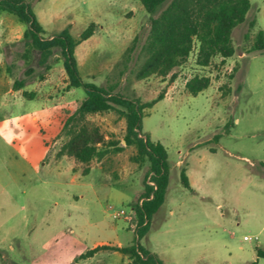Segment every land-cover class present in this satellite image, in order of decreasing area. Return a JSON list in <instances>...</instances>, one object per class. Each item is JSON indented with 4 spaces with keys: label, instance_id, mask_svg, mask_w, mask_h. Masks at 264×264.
<instances>
[{
    "label": "rangeland",
    "instance_id": "obj_1",
    "mask_svg": "<svg viewBox=\"0 0 264 264\" xmlns=\"http://www.w3.org/2000/svg\"><path fill=\"white\" fill-rule=\"evenodd\" d=\"M30 1L47 36L70 26L78 37L91 22L97 24L95 34L77 46L84 81L114 85V93L144 102L165 91L163 99L145 109L142 129L167 148L170 180L141 245L164 264H264L257 255L258 247L264 249V50L251 48L256 33L264 31V0H251L246 20L234 28L232 57L216 56L203 67L194 50L166 78L145 79L136 78L143 61L139 50L150 29L141 2ZM252 20L256 25L250 29ZM4 24L0 91L24 79V87L35 93L27 107L33 103L35 114L42 111L43 116H35L31 130L19 123V109L0 107V264H131L112 249L82 256L101 244L139 241L133 209L150 163L132 159L134 146L111 149L89 163L60 156L68 140L64 123L85 90L68 88L59 48L46 63L37 49L26 60L23 30L12 18ZM136 38L137 49L125 62ZM30 66L35 71L27 75ZM196 74L209 76L211 85L192 95L186 82ZM118 109L123 108L88 118L106 139L125 146L126 119ZM183 167L190 169L195 190L182 184ZM121 209L133 219L115 218Z\"/></svg>",
    "mask_w": 264,
    "mask_h": 264
},
{
    "label": "trees",
    "instance_id": "obj_2",
    "mask_svg": "<svg viewBox=\"0 0 264 264\" xmlns=\"http://www.w3.org/2000/svg\"><path fill=\"white\" fill-rule=\"evenodd\" d=\"M150 15V29L145 42L139 50L142 63L136 72L137 79L152 75L166 78L172 71L182 66L196 50V63L208 66L216 56L224 60L232 57L236 48L232 33L234 28L246 20L251 9V0H137ZM162 8V9H161ZM14 14L18 21L27 26L24 31L26 50L23 54L29 60L33 49L41 53V63L48 62L59 48L63 65L68 76V88L83 87L85 97L77 109L66 119L63 129L68 140L63 144L59 155H68L78 162L89 163L93 159L104 158L112 151H122L126 146H134L137 153L132 156L135 162L150 163L145 179V189L139 202L134 206L137 218L136 233L138 242L130 245L101 244L88 250L82 257H91L103 249H112L131 260V264H164L156 253L141 245L140 239L149 231L152 218L166 200L170 180L168 151L159 141H153L143 132L142 121L145 109L152 107L165 97V91L150 100L142 101L139 97L131 98L114 93V85L105 87L94 82L84 81L76 55V47L94 35L97 24L91 22L78 37L71 33L70 26L58 33L47 36L46 29L33 10L30 0H0V14ZM256 21H250L253 29ZM250 31L245 34L250 38ZM137 38L125 52V62L132 58L137 49ZM252 50H264V31L259 30L253 40ZM35 68L30 66L26 74H32ZM175 74L171 80L174 81ZM211 85V78L196 74L186 82V89L197 95ZM15 90L24 87V79L15 81ZM29 99L34 92L23 91ZM126 119L125 146L118 140L106 139L101 127L89 120V115L103 114L117 109ZM182 184L193 190L187 168L181 169ZM257 255L264 258V249L258 247Z\"/></svg>",
    "mask_w": 264,
    "mask_h": 264
},
{
    "label": "crops",
    "instance_id": "obj_3",
    "mask_svg": "<svg viewBox=\"0 0 264 264\" xmlns=\"http://www.w3.org/2000/svg\"><path fill=\"white\" fill-rule=\"evenodd\" d=\"M9 18L14 19L16 21V25L20 29H22L23 33H24V31L26 30L27 26L25 24L19 22L17 20V18H15L14 16H12L11 14H9L7 12H3V13L0 14V23H1L0 28L1 29H5V30L7 29V27L4 24V21H5V19H9ZM46 32H47V30H46ZM4 41H8V40H4ZM4 43H6V42H4ZM76 55H77V59H78V48L77 47H76ZM78 62H79V59H78ZM80 65L81 64L79 63V66ZM24 90L25 91H30L28 89V87H26V86L22 87L21 89H18V90H15V89L11 88V89H8V90H6L4 92L0 91V107L5 106V105H10L11 108L19 109L17 111V116H16L19 119V123L24 128H27V129L29 128V129L32 130L35 116L36 115H38V116L42 115L43 116V112L40 111V112H37V114H35L34 109H33V103H32L31 106L27 107V100H33V99H29V98L25 97L23 95V91ZM187 174L189 176L190 184H191L193 190H195L192 174H191V171H190L189 168H187ZM93 256H91V257H93Z\"/></svg>",
    "mask_w": 264,
    "mask_h": 264
},
{
    "label": "built area",
    "instance_id": "obj_4",
    "mask_svg": "<svg viewBox=\"0 0 264 264\" xmlns=\"http://www.w3.org/2000/svg\"><path fill=\"white\" fill-rule=\"evenodd\" d=\"M113 216L115 218H119V217L124 216L127 219H133V217L130 214L128 215L127 212L124 209H121L119 211L114 212ZM246 238H248V237H246Z\"/></svg>",
    "mask_w": 264,
    "mask_h": 264
}]
</instances>
